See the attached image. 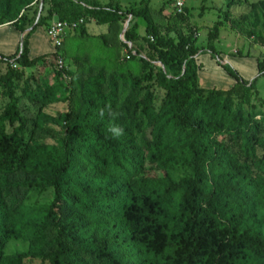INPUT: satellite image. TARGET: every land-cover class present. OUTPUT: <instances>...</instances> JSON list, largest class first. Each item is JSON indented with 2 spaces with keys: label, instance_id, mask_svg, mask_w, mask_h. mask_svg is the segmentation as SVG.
Masks as SVG:
<instances>
[{
  "label": "trees",
  "instance_id": "1",
  "mask_svg": "<svg viewBox=\"0 0 264 264\" xmlns=\"http://www.w3.org/2000/svg\"><path fill=\"white\" fill-rule=\"evenodd\" d=\"M33 3L39 6L40 0H0V25L9 23L21 34L16 53L0 55L7 66L0 87L8 99L0 113V176L47 174L54 197L43 216L6 204L0 194V264H21V256L5 262L9 240L33 248L49 227L56 231L55 249L46 255L50 264H264V113L247 115L225 100L242 90L257 95L264 61L258 59L256 76L246 81L221 63L214 48L201 51L187 37L175 42L159 36L146 10L133 12L144 19L146 36H152L147 41L150 54L139 46L142 38L135 25L125 29L122 43L102 44L123 50L140 75L158 63L163 98L157 104L151 85L130 69L108 76L104 70L87 73L79 110L62 127L65 151L45 153L26 141L12 67L63 60L54 54L28 59L29 38L53 19L68 24L82 20L68 35L79 29L84 33L93 21L117 25L119 36L126 13L95 0H43L48 15L35 22L26 16ZM206 53L235 80L228 91L199 87L196 58ZM53 73L59 80L60 73ZM58 86L66 91L60 82ZM127 90L131 97L122 99ZM58 92L38 88L36 98L46 106ZM110 126H119L123 134L114 137ZM180 164L189 175L176 181L171 171ZM36 184L21 183L26 188ZM58 208L67 213L63 220ZM27 219L33 227H25ZM29 254L42 253L31 249Z\"/></svg>",
  "mask_w": 264,
  "mask_h": 264
},
{
  "label": "rangeland",
  "instance_id": "2",
  "mask_svg": "<svg viewBox=\"0 0 264 264\" xmlns=\"http://www.w3.org/2000/svg\"><path fill=\"white\" fill-rule=\"evenodd\" d=\"M72 1L77 2L78 0ZM96 1L101 6L114 4L126 13L123 16V29L119 36L120 29L117 25L110 28L95 22L88 23L84 26L82 34L79 29L69 35H63L60 47L56 48L57 54H54L53 48L49 46L54 55H60V58L63 59L62 68L57 66L60 59L53 60L50 65L47 61L41 60L35 62L31 67L22 68L16 65L12 67V88L17 100L18 112L27 126L26 141L33 142L39 150L45 153L65 151V131L62 127L68 122V118L69 120L73 119L79 110L80 87L87 73L94 74L99 70H104L105 75L108 76L130 69L134 71L135 75L141 76L144 83L151 85L158 99L157 104L163 98L164 90L157 86L158 71H163L158 63L153 65L155 69L150 71L151 73L145 69L140 75L141 73H138L136 68L127 63L123 50L121 52L113 51L102 44V41L106 43L113 41L115 46L119 41L122 43L125 29H130L135 25L138 35L142 38L138 42L139 46L145 50L146 56L150 54L147 49V41L152 36H146L144 19L131 15L133 12L146 10L150 23L157 30V35L172 38L175 42L180 37H187L191 44L201 51L214 48L215 51H221L226 56L238 59L245 58L240 56L246 54L250 55L249 57L252 59L258 56L257 60L254 59L255 62L252 60L254 63L247 71H236L226 62V65L237 72L242 79H244L243 76H249L251 78L248 81L252 80L257 74L258 59L264 61V0H185L181 12L172 10V0ZM32 5V8L26 13L28 18L36 22L40 16L48 15V4L45 3L43 6L40 0L39 6L34 3ZM54 21L56 19L45 23L42 27H37L33 32L40 43H44V31L46 33ZM13 29L18 33V43H20L21 34L15 28ZM202 55H204L203 61L206 59L205 57L210 56L208 53ZM39 57L37 54L35 56L28 54L29 60ZM240 63L242 61L238 65ZM199 65L203 66L201 63ZM6 71V64L0 62V77ZM54 71L60 73L59 80L53 73ZM223 72L227 74L225 71ZM58 82L66 88V91L62 87L59 88ZM38 88L59 90L53 96L56 101L41 106L36 98ZM257 89V95L251 91L243 92L242 90L229 94L225 100L232 102L233 109L242 108L247 115L252 114L251 112L264 113V103L261 102H264V77L258 80ZM216 90L218 89L216 88ZM4 93L5 91L0 87V113L8 103ZM126 96L131 97L128 90L124 94L122 93V99ZM260 126V136H263L264 123ZM220 140L221 138H219ZM187 175H189V171L183 164L171 171V176L176 181ZM27 181H34L37 184L33 188L21 185L22 182ZM48 181L47 174L31 175L28 172H16L11 175H3L0 176V194L6 204L14 202L29 211H39L44 216V208L51 204L54 197L52 187L47 185ZM57 212L62 220L67 215L62 208H58ZM25 227H33V220L27 219ZM42 235L41 243H35L33 248L25 241L9 240L3 251L5 262L21 256V264H50L46 255L55 249L56 231L49 227L42 232ZM31 249H34L36 253L40 251L41 256L32 257L29 254ZM89 262L93 263L94 261L90 259Z\"/></svg>",
  "mask_w": 264,
  "mask_h": 264
},
{
  "label": "crops",
  "instance_id": "3",
  "mask_svg": "<svg viewBox=\"0 0 264 264\" xmlns=\"http://www.w3.org/2000/svg\"><path fill=\"white\" fill-rule=\"evenodd\" d=\"M42 1L43 0H41V2ZM35 36L36 34L33 33L31 37L29 38L28 54H32L34 56L37 54L40 57H43L42 55H48V56L53 55L52 50H50L51 45L46 38L45 31H44V40H45L44 43H40ZM18 41H19L18 33L13 29L11 24L6 23L0 26V55L1 56L10 57L14 55L19 45ZM216 52L221 59V63L226 64L227 62L236 71L249 70L252 64L255 62L254 59L257 60L258 58V56H256V58L252 59V57H249L250 55L246 54V55L240 56V57H245V58L238 59L237 57L232 58L230 56H226L221 51L216 50ZM203 56L204 55L198 56L196 58L197 65H199V63L203 65V66L200 65L202 69L200 68L197 72L199 87L204 90H212V89L217 88L220 91H228L229 89H231L235 85V80L223 72L224 70L220 66L217 65L216 61L211 57V55L210 56L208 55V57H205L206 59L204 61L202 60ZM240 61H242V63L238 65ZM243 78L244 80L248 81L251 77L249 78V76L247 77L243 76Z\"/></svg>",
  "mask_w": 264,
  "mask_h": 264
},
{
  "label": "built area",
  "instance_id": "4",
  "mask_svg": "<svg viewBox=\"0 0 264 264\" xmlns=\"http://www.w3.org/2000/svg\"><path fill=\"white\" fill-rule=\"evenodd\" d=\"M172 10L176 12H181L184 8L185 0H172ZM82 20L79 23L68 24L66 22L54 21L47 29L45 35L47 40L49 41L51 47L53 48L54 54H56V48L61 45V37L66 35L67 32L74 30L78 24H81ZM58 68H62V61L57 62Z\"/></svg>",
  "mask_w": 264,
  "mask_h": 264
},
{
  "label": "clouds",
  "instance_id": "5",
  "mask_svg": "<svg viewBox=\"0 0 264 264\" xmlns=\"http://www.w3.org/2000/svg\"><path fill=\"white\" fill-rule=\"evenodd\" d=\"M100 114L103 115V110H101ZM108 130L117 138L123 134V129L119 126H110Z\"/></svg>",
  "mask_w": 264,
  "mask_h": 264
}]
</instances>
